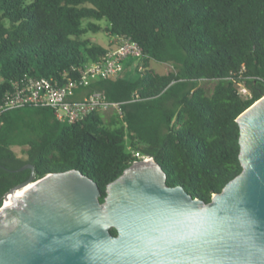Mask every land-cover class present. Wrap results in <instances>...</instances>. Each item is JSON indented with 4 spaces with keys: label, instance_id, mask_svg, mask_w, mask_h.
<instances>
[{
    "label": "trees",
    "instance_id": "1",
    "mask_svg": "<svg viewBox=\"0 0 264 264\" xmlns=\"http://www.w3.org/2000/svg\"><path fill=\"white\" fill-rule=\"evenodd\" d=\"M89 32L142 50L117 75L74 91L101 92L123 103L122 113L105 120L92 112L76 123L35 106L0 114V207L28 179L30 170L17 171L25 165L34 180L78 171L102 203L135 153L164 170L167 186L208 203L240 173L236 119L264 96V0H0V105L29 79L63 85L65 75L100 61L113 46L84 39ZM150 61L173 71L156 74ZM200 82L214 83L210 94ZM13 146L25 148V159Z\"/></svg>",
    "mask_w": 264,
    "mask_h": 264
},
{
    "label": "water",
    "instance_id": "2",
    "mask_svg": "<svg viewBox=\"0 0 264 264\" xmlns=\"http://www.w3.org/2000/svg\"><path fill=\"white\" fill-rule=\"evenodd\" d=\"M236 123L241 171L208 203L167 186L151 159L110 182L102 203L78 171L34 180L23 166L28 179L0 207V264H264V96Z\"/></svg>",
    "mask_w": 264,
    "mask_h": 264
},
{
    "label": "built area",
    "instance_id": "3",
    "mask_svg": "<svg viewBox=\"0 0 264 264\" xmlns=\"http://www.w3.org/2000/svg\"><path fill=\"white\" fill-rule=\"evenodd\" d=\"M128 58L140 61L141 48L128 38H115V45L100 61L81 67L75 78L65 75L63 85L50 78L29 79L16 85L0 105V114L26 106H35L50 109L57 121L66 123H76L92 112L112 111L120 115L123 103L108 101L105 95L98 91L77 95L74 91L84 90L94 81L117 75L122 70L123 62ZM239 94L243 97L249 95L243 87H239ZM134 156L138 160L151 159L138 153Z\"/></svg>",
    "mask_w": 264,
    "mask_h": 264
},
{
    "label": "rangeland",
    "instance_id": "4",
    "mask_svg": "<svg viewBox=\"0 0 264 264\" xmlns=\"http://www.w3.org/2000/svg\"><path fill=\"white\" fill-rule=\"evenodd\" d=\"M86 22L87 21H84L83 26H85ZM97 24H99L102 28L107 27V23L105 21H100ZM83 38L88 39L91 42L97 45H100L102 47H109L110 45L112 46L115 45V38L107 36L104 32H98L95 34L89 32L85 34ZM149 68L159 75H165L173 71L171 64L157 63L154 61L149 62ZM213 85H214L213 82H200L199 83V86H201L206 91L207 94L211 93ZM100 113L105 120H108L109 117L112 115V111H104ZM11 149L15 153L16 156H18L21 159H25L26 157L24 154L25 148L19 147V146H13Z\"/></svg>",
    "mask_w": 264,
    "mask_h": 264
},
{
    "label": "bare ground",
    "instance_id": "5",
    "mask_svg": "<svg viewBox=\"0 0 264 264\" xmlns=\"http://www.w3.org/2000/svg\"><path fill=\"white\" fill-rule=\"evenodd\" d=\"M8 199H11V197H10V198H8ZM5 204H7V202H6Z\"/></svg>",
    "mask_w": 264,
    "mask_h": 264
}]
</instances>
